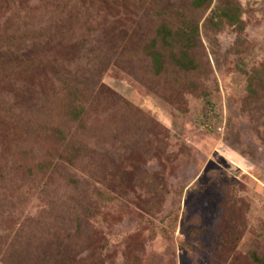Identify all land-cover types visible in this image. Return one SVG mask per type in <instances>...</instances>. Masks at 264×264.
Returning a JSON list of instances; mask_svg holds the SVG:
<instances>
[{
  "label": "rangeland",
  "instance_id": "rangeland-1",
  "mask_svg": "<svg viewBox=\"0 0 264 264\" xmlns=\"http://www.w3.org/2000/svg\"><path fill=\"white\" fill-rule=\"evenodd\" d=\"M218 9L237 24L212 22ZM166 20L198 34L158 38L156 68ZM182 50L194 69L171 58ZM255 257L264 0H0V264Z\"/></svg>",
  "mask_w": 264,
  "mask_h": 264
},
{
  "label": "trees",
  "instance_id": "trees-1",
  "mask_svg": "<svg viewBox=\"0 0 264 264\" xmlns=\"http://www.w3.org/2000/svg\"><path fill=\"white\" fill-rule=\"evenodd\" d=\"M208 0H195L196 5H198V2H205ZM210 20L212 22L218 23L217 25H224L225 22H228L230 24L236 25L238 22V18L235 14V11L232 9H218L215 11V14L211 16ZM184 23V28L183 27ZM186 34L189 38H187V47H190V41L193 39V35L198 34V29L196 28H191L190 27V22H187L184 20L180 26H178L175 22H169L166 20V22L161 24V29L159 31V35L154 36L152 39V46L151 48L153 49L151 56L154 58V64L156 68H160L162 65V59L164 61V56L162 55L163 53L159 50L156 49L157 45L156 43L159 40L163 43V47H172L176 45L177 47L179 46V38H183L181 36L182 34ZM175 43L172 45V43ZM171 58L174 59V62L179 68H186V69H194L196 67V62L191 59L189 52H184L183 50L180 51V53H173L171 55ZM86 85L81 86L80 92H77L74 96L76 97V101L79 102L81 99L87 97V90H86ZM84 90V91H83ZM83 91V92H82ZM93 91L96 92L97 90L93 88ZM71 115L72 116H78L81 115V110L77 107L71 108ZM44 118H42L41 114L37 112H33V116L28 120L27 125H33L36 126L41 122ZM52 253L48 254L50 255L49 258H52ZM48 258V259H49ZM59 260V258L57 257ZM75 259V257H74ZM256 263L257 264H264V257L263 258H258L255 257Z\"/></svg>",
  "mask_w": 264,
  "mask_h": 264
}]
</instances>
